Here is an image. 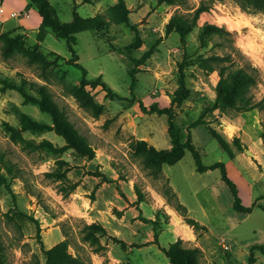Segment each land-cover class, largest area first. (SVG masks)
Instances as JSON below:
<instances>
[{
    "label": "rangeland",
    "instance_id": "1",
    "mask_svg": "<svg viewBox=\"0 0 264 264\" xmlns=\"http://www.w3.org/2000/svg\"><path fill=\"white\" fill-rule=\"evenodd\" d=\"M49 3L60 21L70 22L75 10L82 17L107 15L118 0H49ZM125 3L132 23L139 30L143 42L141 48L134 49L131 54L126 50L136 36L126 24H112L98 32L84 31L76 35L75 52L79 63L88 72L87 78L106 82L123 98L121 101L112 100L101 86H87L82 91L102 106L95 110L81 106L75 95L82 71L72 65L75 58L65 40L58 39L50 29L39 41V30L31 33L25 27L15 28L21 18H27L28 10L11 17L6 23L2 20L7 13L0 16V32L11 29L13 35L21 36L27 47L37 49L49 62L46 68H42L39 64H29L19 54L5 60L0 42V155L12 163L16 174L12 178L0 160V173L7 177V181L0 185V264H24L34 257L44 262L42 250L64 239L69 240V251L73 255L82 256L91 264H170L162 248L184 236L164 209H160L162 212L150 209V215L155 217L145 220L138 228L148 249L139 250L143 245L137 243L130 249L124 240L112 237L114 250L107 256L106 249L95 253L94 247L82 240V230L88 223L69 215L67 205L79 191L85 190L92 198L93 188L103 182L110 184L113 191L121 190L126 182L136 184L143 196L148 192L146 190L154 189L153 193L158 192L155 193L157 198L164 196L171 206L184 213L183 208L178 207L169 180L165 176L161 179L162 172L157 178L149 175L141 160L131 152L132 141L137 136L153 139L161 149H166L170 143L167 116L147 113L140 103L145 107L152 104L169 107L180 84V68L190 91L182 106L176 108L175 123L183 141L190 138L205 165L223 162L229 166L227 170L231 178L235 183L239 182L236 184L240 197L264 206V146L256 143L261 139L264 144V110L237 114L220 107L209 111L216 100L219 76L217 72L206 75L197 66L201 56L224 55L237 48L239 53H233L236 60L257 70L258 84L252 95L256 101L261 100L264 96V13L244 10L236 0H184L180 6H171L160 0H125ZM198 8L203 12L197 26L184 41L175 32L167 34V24L175 13L188 15ZM205 24L218 26L222 31L208 42L201 43L199 30ZM150 49L153 50L151 56L135 67L131 58L141 59ZM132 69H135L136 79L133 92L129 73ZM33 84L48 87L55 101L94 147L95 158L90 160L72 149L57 155L29 151L12 141L11 130H14L25 139L36 142L48 140L60 148L67 144L55 131H23L21 113L37 122L52 125L51 117L38 105L25 101L18 89L24 86L29 94L37 97L38 91ZM197 122L200 125L194 126ZM234 138L240 140L241 148L233 142ZM220 142L226 151L221 149ZM58 160L64 162L62 167ZM163 168L171 184L181 192L192 215L211 228V233L207 234V229L192 227L197 241L183 239V245L202 250L201 264H247L249 258L246 263H241L240 258L250 251L249 240L264 236V211L255 209L240 226L231 228L223 221L224 212H209L207 216L204 212L205 207L210 209L212 202L211 186L214 191L217 184L224 186L222 198L226 200L228 196V200L232 199L230 189L221 181L219 169L197 172L190 151H186L176 165ZM56 172L63 173L68 182L76 185L72 193H66L68 185L57 178ZM236 172L246 180L244 184ZM218 191L221 192V188ZM123 236L128 235L124 232ZM127 240H131L130 237ZM255 256L258 259L254 264H264L263 255L255 252Z\"/></svg>",
    "mask_w": 264,
    "mask_h": 264
},
{
    "label": "trees",
    "instance_id": "2",
    "mask_svg": "<svg viewBox=\"0 0 264 264\" xmlns=\"http://www.w3.org/2000/svg\"><path fill=\"white\" fill-rule=\"evenodd\" d=\"M3 2L4 0H0ZM27 10L35 9L42 17V24L39 28L38 38L42 41L50 29L54 35L61 40H65L68 45V49L72 56L75 58L72 60V65L82 71V79L79 88L75 90V95L78 98L81 106L89 107V109H101L95 100L87 93L82 91L83 88L91 86L97 88L101 86L107 93V97L112 100L121 101L123 98L117 93L113 92L111 87L102 80H89L87 78V70L79 63V57L75 52L76 35L84 31L98 32L103 27H109L112 24H126L135 33V40L127 46L126 50L129 54L134 49L142 47V39L139 35V30L135 24L132 23L129 17V10L126 6L125 0H118V3L112 6L107 15L98 14L92 17H82L75 10L73 18L70 22H62L57 15L54 14L50 6L49 0H27ZM171 6H180L184 4V0H160ZM238 4L244 10H254L264 13V0H236ZM1 10H3L0 7ZM203 12L200 8L196 9L191 14L175 13L166 27L167 34L173 32L180 35L184 41L185 37L191 32L192 28L197 26L200 14ZM5 14L3 10V14ZM222 28L212 24H205L199 30V39L201 43H206L213 38V35L220 34ZM1 55L7 60L17 54L24 56L29 64H39L42 68H46L49 62L46 58L37 50L27 47L21 36L13 35L11 30L6 32H0ZM224 45V44H216ZM238 52L237 48H232L231 52L224 55H210L201 56L198 59L197 66L206 75H210L214 72L218 73L219 80L217 82L216 100L213 102V107L209 111H213L220 107L233 110L237 114L246 113L258 109L264 110V96L261 100L256 101L252 95L253 88L258 84L257 70L248 64H243L236 60L234 52ZM153 50L145 52L141 59L131 58L135 67H139L144 61V58L151 56ZM239 53V52H238ZM56 57H59L57 55ZM135 69L130 70L132 82L130 86L131 92L134 91L136 85V79L134 77ZM180 84L174 92V99L169 107L160 108L157 104H152L149 107H141L147 113H157L159 115L167 116L168 123V135L171 142L170 149H157L154 146L149 145L145 140L132 141L131 152L135 158L141 160L144 169L148 171V174L153 177H158L165 165L173 166L179 163L185 156L186 151H190L195 160L196 170L199 173H205L209 170H220L221 180L230 188L234 197L233 207L236 211L241 213H250L254 208H259L264 211V206L254 204L251 207H247L243 204L240 197V191L238 185L230 177L227 167L223 162H217L213 165L207 166L203 163L202 157L198 151H196L191 143L190 138L183 141V136L179 127L175 123L176 108H180L183 102L190 96V91L186 86L185 76L180 68ZM34 88L38 91V96L35 97L29 94L24 86H19L18 89L25 101L31 102L39 106L40 110L51 117L52 125L37 122L33 120L27 114L21 113V125L23 131L31 132H46L55 131L59 136L63 137L66 141L65 147H57L48 140H42L36 142L34 140L25 139L20 133L11 130V139L15 143L22 145L24 149L29 151L46 152L51 155L62 154L66 149H72L77 154L83 157H87L90 160L95 158L94 147L89 143L86 136L80 133L75 124L69 119L66 111L55 101L52 93L46 85L33 84ZM200 125V122L194 124V126ZM264 138V124L263 134ZM233 142L241 148L240 140L234 138ZM220 147L223 151L225 146L220 142ZM0 160L3 163V168L11 174L12 178L16 176L14 174V167L9 160H6L3 155H0ZM60 167L63 166V161L58 160ZM57 178L67 184V194L72 193L76 189V185L68 182L66 176L61 172H56ZM7 181V177L0 173V185ZM138 201H142L144 196L139 190L138 186H135ZM181 207L182 206H178ZM184 213L185 209L183 208ZM186 223L193 227L195 230H206L204 226H201L198 222L192 219H186ZM84 242L89 243L94 247V252L99 253L105 251V247L102 245L100 239L106 234V230L99 224H85L82 230ZM155 241L158 240V233L154 231ZM69 240L64 239L49 249H43L42 252L45 255V261L42 262L39 258L34 257L30 262L24 264H91L89 260L84 259L82 256H75L69 251ZM163 253L169 260L170 264H201L200 258L202 250L198 247H185L182 240L178 239L172 242L166 248H162ZM255 252H259L264 256V245L254 244L250 248V256L247 264H254L256 260ZM227 258L231 260V255ZM1 259V255H0ZM2 261V259L0 260Z\"/></svg>",
    "mask_w": 264,
    "mask_h": 264
},
{
    "label": "crops",
    "instance_id": "3",
    "mask_svg": "<svg viewBox=\"0 0 264 264\" xmlns=\"http://www.w3.org/2000/svg\"><path fill=\"white\" fill-rule=\"evenodd\" d=\"M27 5H28L27 0H4L3 2L0 1V7L4 10V12L7 13L2 21L6 23L8 20L11 19V17L17 16V14L24 12L25 10H27ZM28 12L30 13V17L21 18L15 28L25 27L29 32L36 33L38 32L42 24V17L40 16L39 12L35 9H30ZM136 140L148 141L149 145L154 146L157 149H161L159 146L156 145L157 143H155L156 141H154L153 139L137 136L135 138V141ZM256 143H261V146H264V144H262L263 142L261 139H259V141ZM170 148H171V142L166 146L167 150ZM227 167L229 168V166ZM162 174L163 175L160 176L161 179L162 177L165 176L164 178L165 179L167 178L169 180V185L171 187L173 196L177 204L185 209V213L182 212L180 213L177 210V208L171 206L168 203V200L164 196L162 197L161 195H159L160 199L157 198L155 196V193L158 192L153 193L155 191L154 189L152 191H150L149 189L146 190L148 192L144 195L145 198H143V200L139 202L137 191H135L136 184L134 185L133 183L130 184L126 182L124 186L120 187L121 190H117L115 188L116 189L115 191H113L112 188H109L110 184L103 182L101 185L95 186L93 188V191L95 190V192L92 198L87 196L85 190L79 191L77 194H75V196H73V198H71L70 203H68L67 205L68 206L67 211L69 215H73L80 219H83L89 225L96 223L101 225L106 230V235L102 237L100 241L102 245L106 248L107 256H110L114 250V245L112 244V240L110 239L112 237L124 240L127 247L129 246L130 249H133L134 247L131 246H133L136 243L143 245V247H140L139 250L144 251V249H148L147 248L148 246L145 245L146 241L141 239V233H139L138 228H140L141 224L145 223V220H150L153 217H155V215L152 214L150 215L152 209H155L154 211L156 210L159 211L160 209H164L165 213L169 217H171L170 219L172 224L179 226L178 229L181 232L180 234L184 236L181 237V239L182 240L184 239V241L193 242V243L197 241L193 228L186 223L185 220L186 218L195 220L201 226H204L207 229V234L208 233L210 234L211 228L207 225L205 221H203L202 219H200L195 215H192V211L191 209L188 208L187 203L183 200L179 189H177L171 184L170 178L164 174L163 170H162ZM237 175L239 174L237 173ZM239 178L241 179V182L243 184L244 182H246V180H244V178H242L241 175H239ZM223 187L224 186L217 184L216 191L213 190L212 186L210 187L209 190H210V196L212 202L210 203L209 206L210 209L205 207L204 209L205 216H207L209 212L211 214L214 212H224L223 215H225V217L223 218V221L228 225H230L231 228H235L240 226L242 222L247 220V218L250 216L252 212H254L255 209H259V208H254L250 213H241L236 211L233 207V202H234L233 195H232V199L230 200H228V196H226V200L222 198V192L224 189ZM220 188H221V192L218 191V189ZM249 190L250 188H248L247 193H249L248 192ZM229 201L231 203H228ZM242 201L243 204L247 207H251L254 205V202L244 200V198H242ZM129 229L130 231H128ZM124 232L128 236L124 237L123 236ZM127 237H130L131 240H127ZM147 241H149V239ZM254 244L264 245V236L260 235L258 239H253L251 241L249 240L247 242V246L249 249ZM54 245H51L50 248ZM150 247L153 246L151 245ZM201 248L203 249V247ZM249 256H250V251L247 253V255H244L243 257L240 258V261L242 260L241 263H246V259L249 258ZM256 259H258V256H256Z\"/></svg>",
    "mask_w": 264,
    "mask_h": 264
},
{
    "label": "built area",
    "instance_id": "4",
    "mask_svg": "<svg viewBox=\"0 0 264 264\" xmlns=\"http://www.w3.org/2000/svg\"><path fill=\"white\" fill-rule=\"evenodd\" d=\"M2 14H3V10L0 9V15H2ZM26 17H27V18L30 17V13H29V12L26 13Z\"/></svg>",
    "mask_w": 264,
    "mask_h": 264
}]
</instances>
